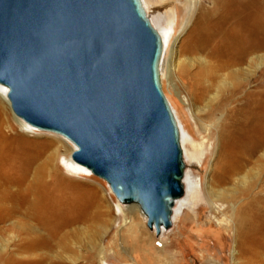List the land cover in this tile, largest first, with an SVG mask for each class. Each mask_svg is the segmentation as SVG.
<instances>
[{
    "label": "rangeland",
    "instance_id": "374dc122",
    "mask_svg": "<svg viewBox=\"0 0 264 264\" xmlns=\"http://www.w3.org/2000/svg\"><path fill=\"white\" fill-rule=\"evenodd\" d=\"M200 1L146 0L144 5L149 14L166 12L172 18L166 64L160 75L161 89L171 110H176L185 131L189 132L190 138H185L184 143L191 155L187 159V170L193 186L198 188L197 199L183 197L186 200L182 212L163 235L157 237L147 228L137 207L120 205L104 180L73 163L70 157L73 144L23 121L16 122L7 97H3L5 113L15 134L4 138L6 128L0 130V175L15 183L22 181L34 168L46 167L45 187L52 200L49 205L58 211L55 214L61 221L85 230L83 238L88 244L83 248V254L89 262L97 254L96 264H264V214L253 225L254 233L239 237L233 222L226 223L223 219H226L225 215L231 219L235 212L232 207L247 195H240L242 188L237 187L231 202L227 197L217 201L219 188L229 186L231 190V184L216 185L231 169L229 160L240 155V151L231 148L237 146L244 131L230 132L233 138L226 141L227 134L225 136L220 130L222 125L237 120L248 128L252 116L257 114L263 140L259 152L260 175L258 181L244 191L250 193L259 187L264 197V0H216L225 3L223 11L229 14L227 24L220 27L215 19L210 31H206L207 23L190 31L191 21L185 24L188 11L192 7L190 17H194ZM211 4V1H204L206 8ZM150 21L155 29L165 27L155 19ZM207 33L214 35L208 37ZM204 40L209 41L206 50L217 51L216 55L225 61H237L243 55L245 58L239 63L237 78H227L225 71L221 74L220 79L223 78L225 84L212 100L225 106L217 122L204 114L212 108L210 102L203 112L188 107V94L193 93L189 75L204 65V55L198 52ZM256 83L259 84L257 93ZM232 86L240 89L234 96H229ZM257 101L258 112H252ZM227 112L230 119L225 117ZM247 140L244 141L248 143L250 138ZM180 146L183 152L181 139ZM231 180L228 182L236 183ZM4 215L1 211L0 264H39L15 252L13 235L17 228L11 224L12 220L4 219ZM233 249L237 251L235 254H232Z\"/></svg>",
    "mask_w": 264,
    "mask_h": 264
},
{
    "label": "water",
    "instance_id": "95a60500",
    "mask_svg": "<svg viewBox=\"0 0 264 264\" xmlns=\"http://www.w3.org/2000/svg\"><path fill=\"white\" fill-rule=\"evenodd\" d=\"M163 52L142 0H0L11 112L73 144L72 161L137 206L157 237L172 226L186 169Z\"/></svg>",
    "mask_w": 264,
    "mask_h": 264
},
{
    "label": "bare ground",
    "instance_id": "6f19581e",
    "mask_svg": "<svg viewBox=\"0 0 264 264\" xmlns=\"http://www.w3.org/2000/svg\"><path fill=\"white\" fill-rule=\"evenodd\" d=\"M204 1H211V6L206 8L204 6ZM142 3H144V6L146 4V0H142ZM224 5L225 3L222 1L202 0L197 6L194 17H190L192 7L189 9L190 12L186 10L189 14L185 24L188 25L191 21L189 30L193 31L197 25L207 23L208 27L206 31H210V29L214 26L211 25L213 23L212 21L217 19L220 27H223L229 21V14L223 11ZM147 15L149 19H155L158 22H162L161 25H163V23L165 24V27L160 26L156 28L164 42V52L160 65L161 75L163 67L166 64V54L171 39L172 18L166 12L164 13L160 11L158 13L153 12V14L148 13ZM186 25L184 27H186ZM207 35L210 37L214 34L207 33ZM221 38L223 40L224 36L222 35ZM224 40L226 42L229 41L228 39ZM202 43L203 45L200 49H198V52L204 55V65L196 73L189 75V78L193 82V93L188 94V105H190L188 107L192 106V108H195L196 111L201 112L203 108L205 109L207 107L208 102H210L212 104V108L207 109L204 114L212 122H217L219 114L222 113L220 111L225 106L222 107L220 102L214 103L212 100L217 96V92L221 86H224L225 84V80H223V78L220 79L221 74L225 71L224 75L227 76V78L229 76L237 78L239 63L244 61L245 58H243V55L240 60L234 61L230 59L225 61L222 56L216 55L217 51L206 50V47L209 44L208 40H204ZM167 71L170 74V66L167 67ZM258 87L259 84L256 83L254 85L256 93ZM0 89V130L2 128H6L4 138H7L14 135L15 130L5 113V107L3 105V97H7V88L0 85ZM239 89L240 87H233L229 96H234L239 92ZM227 97L228 95L224 97V99ZM173 111L177 117L176 120L180 128V139L183 147V157L186 164L183 177L185 192L180 199L176 200L173 207L172 222H175L178 214L182 212L185 200L194 198L197 199L198 188L193 186L192 183L194 182H192V178L187 170V159H189L191 155L184 147V143L185 138H190L189 132L185 131L176 110L173 109ZM252 112H258V101L255 103ZM225 117L230 119L228 112L225 113ZM251 119L250 128L245 127L243 122H237V120H235L233 123H226L222 125L220 129L222 134L225 136L227 134L226 141L227 139L230 140L233 138L230 132L234 133L238 130L244 129V131L240 134L241 136L238 138L237 146H233V148H231L233 150L240 151V155L229 160V166L231 169H228L224 178H222L223 180L216 184L217 186L231 184V190L229 189V186L219 188L221 191L217 194V197L219 198L217 201L223 199L222 197H227V199L230 200L229 202H231V200L235 197L233 193L237 192V187H240V189L242 188L240 195H247L246 199H242L236 207H232V209L235 208V212L231 216V219H229L226 215V219H223L226 223L233 222L234 229L239 234V237L254 233L255 230L253 229V225L258 219H260L262 213L264 214V197L261 195L262 189L260 190L258 187L256 188L257 191L250 193L244 191L246 187H251V185L257 182L260 175L261 161L259 152L263 140L258 128L259 116L254 114ZM15 120L16 122H22V120L16 116ZM248 138H250V140L247 143L244 140H247ZM1 152L2 150H0V153ZM73 163L79 167L85 168L75 162ZM87 172L91 173L89 170ZM47 173V168L40 166L34 168L33 172H30V174L23 177L22 181H16L15 183L4 179L2 174L0 175V212L3 211L5 213L3 216L4 219L8 221L12 220L11 224L17 228L13 235V239H15V252L18 255L27 256V258H30L39 264H96V260L99 255H93L91 261L89 262L86 260L87 255L83 254V248H85L88 244V242H85L83 238L85 230H78L76 227H71L67 221H61L55 214L58 211L51 208L49 205L52 200L47 192L45 187L46 182L44 180ZM230 178H232V180H236V183L228 182ZM184 196H186V199L183 200ZM165 232L166 231H163L161 235ZM236 252L237 251L233 249L232 254H235Z\"/></svg>",
    "mask_w": 264,
    "mask_h": 264
}]
</instances>
